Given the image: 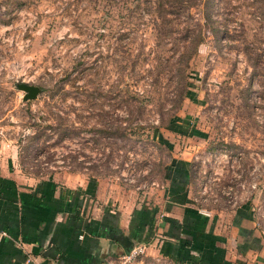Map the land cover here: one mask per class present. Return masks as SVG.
<instances>
[{
	"label": "rangeland",
	"instance_id": "1",
	"mask_svg": "<svg viewBox=\"0 0 264 264\" xmlns=\"http://www.w3.org/2000/svg\"><path fill=\"white\" fill-rule=\"evenodd\" d=\"M156 1L0 0V154L152 201L188 160L194 205L245 204L264 238V0H210L216 33L205 0L166 25ZM187 23L203 26L194 49ZM19 81L41 90L23 100Z\"/></svg>",
	"mask_w": 264,
	"mask_h": 264
},
{
	"label": "crops",
	"instance_id": "2",
	"mask_svg": "<svg viewBox=\"0 0 264 264\" xmlns=\"http://www.w3.org/2000/svg\"><path fill=\"white\" fill-rule=\"evenodd\" d=\"M16 158L0 154V264H117L121 236L146 244L138 264H264L247 205L213 215L194 205L188 160L170 162L152 201L95 176L32 177Z\"/></svg>",
	"mask_w": 264,
	"mask_h": 264
},
{
	"label": "trees",
	"instance_id": "3",
	"mask_svg": "<svg viewBox=\"0 0 264 264\" xmlns=\"http://www.w3.org/2000/svg\"><path fill=\"white\" fill-rule=\"evenodd\" d=\"M210 0H205L204 4H203V8H202V12H203V18H204V22L203 24L205 25H209V27L212 29V31H215V26H214V20L212 19L210 12H209V8H210ZM195 0H174L172 2H163L162 0H157L156 1V11L157 13H159V16L161 17V19L163 20L160 25H166L167 23L164 21V19H167L165 17L166 12H176L175 8H189L192 5L195 4ZM177 8V9H178ZM202 27L203 26H199L197 28V30L193 32V29L191 28V26L189 25V23L184 24L183 26V31L186 32L187 35V40L184 45V47H190L191 49H194L198 46V44L202 41L203 39V35H202ZM188 31V32H187ZM216 33V31H215ZM184 52H186V50H184ZM180 53L179 58L184 59L185 57V53ZM169 166V165H168ZM166 168H169V167Z\"/></svg>",
	"mask_w": 264,
	"mask_h": 264
},
{
	"label": "built area",
	"instance_id": "4",
	"mask_svg": "<svg viewBox=\"0 0 264 264\" xmlns=\"http://www.w3.org/2000/svg\"><path fill=\"white\" fill-rule=\"evenodd\" d=\"M203 213V212H202ZM208 215V213H203ZM146 244L138 242L122 252L117 257V264H138L141 256L145 253Z\"/></svg>",
	"mask_w": 264,
	"mask_h": 264
},
{
	"label": "water",
	"instance_id": "5",
	"mask_svg": "<svg viewBox=\"0 0 264 264\" xmlns=\"http://www.w3.org/2000/svg\"><path fill=\"white\" fill-rule=\"evenodd\" d=\"M16 86L18 89L23 91V100L35 98L41 90V87L38 84L29 83L25 81L16 82ZM120 241L126 249H129L131 245V240L127 236H121Z\"/></svg>",
	"mask_w": 264,
	"mask_h": 264
}]
</instances>
